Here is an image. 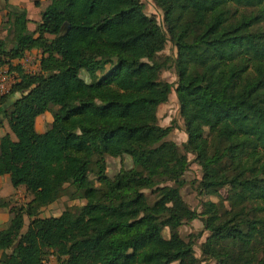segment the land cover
<instances>
[{
	"label": "trees",
	"instance_id": "1",
	"mask_svg": "<svg viewBox=\"0 0 264 264\" xmlns=\"http://www.w3.org/2000/svg\"><path fill=\"white\" fill-rule=\"evenodd\" d=\"M153 2L161 23L142 0H50L33 30L25 8L7 12L0 64L40 49L41 68L15 66L19 82L0 95L1 107L21 92L0 108L15 137H0V176L32 196L0 230V264H44L48 253L57 264H264V0ZM168 42L175 54L159 56ZM170 67L173 83L159 77ZM173 87L182 151L157 115ZM188 154L196 192L217 198H200L199 211L181 195ZM124 156L132 165L110 177L107 157ZM66 184L84 204L39 217ZM196 219L207 232L198 256L201 232L180 234Z\"/></svg>",
	"mask_w": 264,
	"mask_h": 264
},
{
	"label": "rangeland",
	"instance_id": "2",
	"mask_svg": "<svg viewBox=\"0 0 264 264\" xmlns=\"http://www.w3.org/2000/svg\"><path fill=\"white\" fill-rule=\"evenodd\" d=\"M144 3V11L146 14L150 16H154L156 20H158L159 23H161V17H162V12L160 9L156 7L154 4L153 0H142ZM37 5V4H36ZM39 5V1H38ZM20 8V7H19ZM24 8V7H21ZM7 12L10 10V8H6ZM38 10V9H36ZM38 13H36L37 15ZM41 14V12H40ZM36 15H33L36 17ZM7 19V13L5 14L4 18L2 19L0 23V35L4 37V39L7 37V27L8 23L6 22ZM38 22H35V25H30L31 28H35L36 24ZM5 33V34H4ZM11 43L8 41L6 42V48H10ZM40 49H35L31 50L23 57H21L18 60H15L13 63L9 61L6 65L0 64V73H8L9 74H16L19 76V72L14 69L15 66H18L19 69H21L22 73L24 74H34L38 73L40 71ZM175 54V49L173 48L172 44L168 42L165 46V48L159 53V56H165V55H174ZM160 79L161 80H166L170 83H173L177 80V74L176 71L173 67L166 68L160 73ZM18 81V80H17ZM19 82V81H18ZM21 92L15 91L12 95L9 96L8 101L5 102V104L1 105V110L8 109L10 103L17 97H19ZM164 105H159V108L157 109L158 113V122L162 126H168L170 123L173 122L174 128L168 135V139L174 141L182 151V144L186 139V135L183 131L182 127V121L178 117L177 114V99H176V94L174 91V87L172 88L169 98L167 102L163 103ZM161 106V107H160ZM52 112L53 109L44 112L43 114H40L37 116L36 121H35V129L36 131H45L47 128L50 127L51 121H52ZM8 132L11 136L12 139H15L14 135L11 133V131L8 128V125L6 123V120H4V124L0 126V137ZM129 161H131V158L128 156ZM188 159H189V166L188 169L185 171L183 178L186 179V185L185 188H183V194L185 197L190 200V193H193V198H196V202H194V209L200 210L198 207V202L201 201L202 198H209L214 201H217V198L214 196H204L201 197L197 190L196 185L197 181L201 177V170L200 166L193 161V155L188 154ZM112 165L108 167V175L110 177H113L116 172L118 171L119 168L121 167H129L132 165L129 164L128 166L124 163V158L119 159L116 163L110 161ZM89 181H93L94 184H98L95 182L92 174H89L84 180L85 183H88ZM187 186V187H186ZM74 192L73 187L68 186L67 184L65 185L64 191L59 195L58 199L46 206H43L39 210V217H48V216H58L64 209L68 207H73V206H80L84 204V200L81 198H75L71 197V194ZM145 194L147 195V200L149 203H152L155 200V193L151 192L150 189H147L144 191ZM220 193L222 196H225L226 194V189H221ZM32 196L31 194L25 190L23 186L18 187V188H13L10 184V181L8 178L4 175L0 176V200L4 202V206L0 207V220H3L6 218L7 214V219L12 216V212L10 211H17L19 208L24 207L30 200ZM201 198V199H200ZM9 214V215H8ZM10 219L8 221L5 220L6 225L8 224ZM29 218L27 216H24V225L22 228V231H24L29 223ZM5 222L0 224V227L5 225ZM196 230L197 233H194V235H197L199 232H201V236L197 239L196 245H194V250H195V255H199V250L197 248L198 243L202 242L206 235L207 232L203 231V222L201 219H196L193 221H190L189 223H186L185 226L183 227V234L181 235L184 237L186 240H188L193 234L192 232ZM164 236H168V231L167 228L164 229ZM9 252L8 251H1L0 250V259L4 258V256ZM47 263L46 264H57L56 261V256L53 255L52 253H48L45 256L44 259ZM201 264H214L213 261H202Z\"/></svg>",
	"mask_w": 264,
	"mask_h": 264
},
{
	"label": "crops",
	"instance_id": "3",
	"mask_svg": "<svg viewBox=\"0 0 264 264\" xmlns=\"http://www.w3.org/2000/svg\"><path fill=\"white\" fill-rule=\"evenodd\" d=\"M38 1H39V5H38ZM49 2H50V0H0V23H1V21H2V19L4 18V16H5V14L7 13V9L6 8H12V7H24L25 9H26V13H27V18H28V23H27V27H28V29H30V30H33V28H31L30 27V25H35V22H39L40 21V19H41V14H40V12H42L43 10H44V8L49 4ZM37 4V5H36ZM36 9H38V10H36ZM36 13H38L37 15H36ZM33 15H36V17L35 16H33ZM5 34V33H4ZM0 39H4V37H2L1 35H0ZM15 60H18L19 61V59H13V60H11V62L13 63ZM176 99H177V97H176ZM160 105H164V104H160ZM178 106V105H177ZM161 107V106H160ZM158 108H159V106H158ZM178 108V107H177ZM157 115H158V113H157ZM39 132H43V131H39ZM124 158V163L128 166L129 164H131V161H129V159H128V156H124L123 157ZM119 160V158H111V157H107V169H106V171H107V173H108V167L110 166V165H112L111 163H110V161H112V162H114V163H116L117 161ZM128 162H129V164H128ZM119 170V169H118ZM4 176H6L7 178H8V180H9V176L8 175H4ZM185 179V178H184ZM186 180V179H185ZM187 187V186H186ZM185 188V187H184ZM181 195H182V197H183V199L192 207V208H194V202H193V200L196 202V198H193V193H190L189 194V196H190V200H188L186 197H185V195L183 194V190H181ZM6 215V218H4L3 220H0V224L1 223H3V222H5V220L6 221H8V219H10V218H8L7 219V214H5ZM9 215V214H8ZM6 223L7 222H5V225L4 226H2V227H0V230L1 229H3V228H5L6 227ZM185 225H182L181 227H180V234L182 235L183 234V227H184ZM193 234L194 233H197V231L196 230H194L193 232H192Z\"/></svg>",
	"mask_w": 264,
	"mask_h": 264
},
{
	"label": "built area",
	"instance_id": "4",
	"mask_svg": "<svg viewBox=\"0 0 264 264\" xmlns=\"http://www.w3.org/2000/svg\"><path fill=\"white\" fill-rule=\"evenodd\" d=\"M20 80L16 74L0 73V95L7 94L11 88ZM44 264L47 262L44 260Z\"/></svg>",
	"mask_w": 264,
	"mask_h": 264
},
{
	"label": "water",
	"instance_id": "5",
	"mask_svg": "<svg viewBox=\"0 0 264 264\" xmlns=\"http://www.w3.org/2000/svg\"><path fill=\"white\" fill-rule=\"evenodd\" d=\"M69 25L67 22H64L60 28V31H59V35H63L66 33L67 29H68Z\"/></svg>",
	"mask_w": 264,
	"mask_h": 264
}]
</instances>
